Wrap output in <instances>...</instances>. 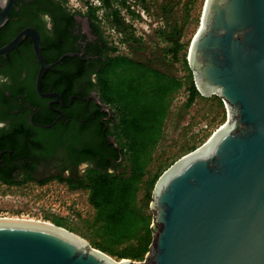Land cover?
<instances>
[{
    "label": "water",
    "instance_id": "obj_1",
    "mask_svg": "<svg viewBox=\"0 0 264 264\" xmlns=\"http://www.w3.org/2000/svg\"><path fill=\"white\" fill-rule=\"evenodd\" d=\"M13 6L0 0V28ZM27 36L40 64L36 91L60 102L40 90L51 65L36 32L24 30L0 55ZM187 63L198 93L219 97L227 120L156 181L145 259L115 260L44 222H0V264H264V0H205Z\"/></svg>",
    "mask_w": 264,
    "mask_h": 264
},
{
    "label": "flooded vegetation",
    "instance_id": "obj_2",
    "mask_svg": "<svg viewBox=\"0 0 264 264\" xmlns=\"http://www.w3.org/2000/svg\"><path fill=\"white\" fill-rule=\"evenodd\" d=\"M146 2L86 0L83 9L66 0H14L0 28V48L24 30L36 32L41 54L51 65L40 90L45 84L48 93L59 95L60 102L55 97L42 98L36 91L40 64L29 36L0 55V77L8 78V83H0V123L5 124L0 128V183L77 179L82 176L78 165L84 161L91 167L97 163L108 172H119L124 160L114 135L118 112L115 102L102 100L100 82H107L108 95L113 97V86L130 75L119 61L143 65L117 48L122 40L137 38L121 16L139 22L144 13L139 9L147 8ZM45 13L51 17V30L41 19ZM104 18L108 26H114L113 33L120 35L119 41L103 27ZM172 50L175 54V44ZM55 85L63 96L53 91ZM87 97L98 98L109 110H102L92 99L82 100ZM75 100L85 103V108L74 104Z\"/></svg>",
    "mask_w": 264,
    "mask_h": 264
},
{
    "label": "rangeland",
    "instance_id": "obj_3",
    "mask_svg": "<svg viewBox=\"0 0 264 264\" xmlns=\"http://www.w3.org/2000/svg\"><path fill=\"white\" fill-rule=\"evenodd\" d=\"M66 1L70 6L85 9L86 0ZM204 2L147 0V8L139 9L140 12L144 10L139 22L129 17L127 21L126 16H121L125 25L135 31L137 38L133 42L122 40L118 51L131 54L135 61L181 83L180 88L167 97L161 136L151 150L150 162L132 205L134 211L150 217L151 224L150 203L144 199L145 182L154 175L161 176L176 161L199 148L227 120L226 108L215 95L202 97L199 94L191 105H187L188 87L193 81L187 56L191 40L200 26ZM104 21L103 27L119 41L120 35L112 31L114 26H108L106 18ZM174 44L175 54L172 50ZM127 164L124 159L119 172L127 171ZM94 214L89 203V191L84 188L72 189L62 180L48 178L43 181L28 179L10 184L0 183V220L44 222L54 226L60 223L61 229L92 247L91 244L97 240Z\"/></svg>",
    "mask_w": 264,
    "mask_h": 264
},
{
    "label": "trees",
    "instance_id": "obj_4",
    "mask_svg": "<svg viewBox=\"0 0 264 264\" xmlns=\"http://www.w3.org/2000/svg\"><path fill=\"white\" fill-rule=\"evenodd\" d=\"M118 65L130 75L125 81L113 86V97L108 95L107 82L101 81V98L105 103H116L118 119L114 135L123 150V160L128 162L127 171L108 172L95 163L77 179L58 177L57 180L66 182L72 189L84 188L89 191V203L95 211L94 222L97 224V240L91 244L94 249L116 260L142 262L152 242L151 219L134 211L132 205L150 162L151 150L161 136L167 97L177 91L181 83L127 59H121ZM42 87V92L48 93L45 84ZM53 91L63 96L58 85ZM197 96L199 93L191 81L187 105H191ZM74 104L82 106L85 103L75 100ZM159 177L154 175L145 182L144 199L148 203L151 202V194ZM55 225L61 227L60 223Z\"/></svg>",
    "mask_w": 264,
    "mask_h": 264
},
{
    "label": "clouds",
    "instance_id": "obj_5",
    "mask_svg": "<svg viewBox=\"0 0 264 264\" xmlns=\"http://www.w3.org/2000/svg\"><path fill=\"white\" fill-rule=\"evenodd\" d=\"M41 19L45 22L46 27L51 30L52 28V20L51 17L48 14H43ZM0 83H8V78L7 77H0ZM5 124L0 123V128H4ZM91 167V165L87 162L84 161L81 164L78 165V173L79 174H84L85 170L87 168Z\"/></svg>",
    "mask_w": 264,
    "mask_h": 264
},
{
    "label": "bare ground",
    "instance_id": "obj_6",
    "mask_svg": "<svg viewBox=\"0 0 264 264\" xmlns=\"http://www.w3.org/2000/svg\"><path fill=\"white\" fill-rule=\"evenodd\" d=\"M202 95V97H206V96H204L203 94H201ZM208 97H210V96H208ZM227 127V126H226ZM209 139V138H208ZM203 145V144H202ZM201 145V146H202ZM189 154V153H188ZM186 156V155H185ZM184 157V156H183ZM169 169V168H168ZM0 222H16V223H29V224H32V222H25V221H13V220H4V219H1L0 220ZM49 225V224H48ZM51 226V225H50ZM65 231V230H64ZM67 232V231H66ZM69 233V232H68ZM71 234V233H70ZM73 235V234H72ZM75 236V235H74ZM77 237V236H76ZM81 239V238H80Z\"/></svg>",
    "mask_w": 264,
    "mask_h": 264
}]
</instances>
